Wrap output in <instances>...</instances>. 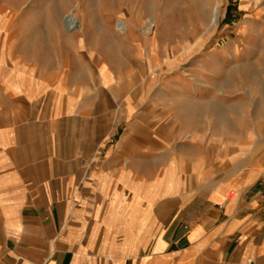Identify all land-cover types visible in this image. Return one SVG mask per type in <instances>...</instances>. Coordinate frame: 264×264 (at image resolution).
I'll return each mask as SVG.
<instances>
[{
  "label": "crops",
  "instance_id": "1",
  "mask_svg": "<svg viewBox=\"0 0 264 264\" xmlns=\"http://www.w3.org/2000/svg\"><path fill=\"white\" fill-rule=\"evenodd\" d=\"M47 70L0 46V264H264V156L156 159L114 83Z\"/></svg>",
  "mask_w": 264,
  "mask_h": 264
},
{
  "label": "rangeland",
  "instance_id": "2",
  "mask_svg": "<svg viewBox=\"0 0 264 264\" xmlns=\"http://www.w3.org/2000/svg\"><path fill=\"white\" fill-rule=\"evenodd\" d=\"M263 25L264 0H0L10 59L37 76L57 67L114 83L105 92L119 95L122 116L135 110L137 127L152 129L154 158L210 152L217 180L260 172Z\"/></svg>",
  "mask_w": 264,
  "mask_h": 264
},
{
  "label": "bare ground",
  "instance_id": "3",
  "mask_svg": "<svg viewBox=\"0 0 264 264\" xmlns=\"http://www.w3.org/2000/svg\"><path fill=\"white\" fill-rule=\"evenodd\" d=\"M199 9V8H198ZM76 17L74 16V14H71V15H68L67 17H66V19H65V22L67 23V24H72V25H74L75 24V22H76ZM215 20L217 21L218 20V14H216L215 15ZM214 20V21H215ZM77 25V24H76ZM75 25V26H76ZM119 27H121V30H124V31H126L127 29H128V26L127 25H125V24H120L119 23ZM154 27H155V25H154V23H153V21L152 22H150L148 25H146L145 26V34H150L151 33V31L154 29ZM125 33V32H124Z\"/></svg>",
  "mask_w": 264,
  "mask_h": 264
}]
</instances>
